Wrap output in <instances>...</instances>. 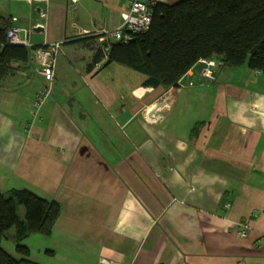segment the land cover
Instances as JSON below:
<instances>
[{
  "label": "crops",
  "instance_id": "crops-1",
  "mask_svg": "<svg viewBox=\"0 0 264 264\" xmlns=\"http://www.w3.org/2000/svg\"><path fill=\"white\" fill-rule=\"evenodd\" d=\"M132 1L0 0L32 56L0 78L1 190L60 202L46 264H264V74L221 65L197 81V65L147 87L95 62ZM54 43L47 84L33 50Z\"/></svg>",
  "mask_w": 264,
  "mask_h": 264
},
{
  "label": "trees",
  "instance_id": "trees-1",
  "mask_svg": "<svg viewBox=\"0 0 264 264\" xmlns=\"http://www.w3.org/2000/svg\"><path fill=\"white\" fill-rule=\"evenodd\" d=\"M151 7L148 31L136 33L128 42H111L107 54L102 49L95 62L103 58L107 65L117 63L140 72L147 87L177 86L204 59L234 68L245 65L264 74V0H181L155 2ZM10 28V21L0 17V78L13 62L31 59L29 46L9 40ZM19 205L24 207V218ZM61 210L60 202L32 190L6 193L0 188V264H36L22 243L33 234L50 236ZM14 227L20 257L2 245L6 232Z\"/></svg>",
  "mask_w": 264,
  "mask_h": 264
},
{
  "label": "built area",
  "instance_id": "built-area-1",
  "mask_svg": "<svg viewBox=\"0 0 264 264\" xmlns=\"http://www.w3.org/2000/svg\"><path fill=\"white\" fill-rule=\"evenodd\" d=\"M154 3L155 2L144 0L132 1L128 5V8L121 13L120 23L114 28L103 30L102 33L107 39V43L103 47L106 54L111 47L112 41L123 40L128 42L133 39V36L136 33H142L149 30L153 18L151 5ZM16 19L17 18H13L11 21ZM25 31L26 35H28L27 30ZM21 32V28L11 26L8 31L9 40L13 43L29 45L28 39H26L27 36L23 38L21 36ZM60 50V43L49 44L33 50V60L37 63V70L44 75L46 81L48 82H52L55 79L57 55ZM202 61H204L206 65L202 71V76L212 80L214 78V68L219 67L221 63L215 59H204ZM101 66L102 64L98 65L99 68ZM50 91V86H46L38 92L35 99L31 102L32 108L38 109L44 103L46 97L50 95ZM241 225L243 226V229L240 230L239 234L245 236L248 225L245 223Z\"/></svg>",
  "mask_w": 264,
  "mask_h": 264
},
{
  "label": "rangeland",
  "instance_id": "rangeland-1",
  "mask_svg": "<svg viewBox=\"0 0 264 264\" xmlns=\"http://www.w3.org/2000/svg\"><path fill=\"white\" fill-rule=\"evenodd\" d=\"M103 30H105V29H103ZM103 30H101V32H100L102 35H103V33H102ZM112 42H115V41H112ZM106 43H107V41L104 43V45L102 47H104ZM217 71H218V68L215 69V72H217ZM131 72H137V71L132 70ZM48 83L51 84V82L47 81V84ZM25 105H27V104L25 103ZM25 105L22 106V104H21V106H20L21 109H20V107H16V108L10 110V112H14V114H17V115L22 116L23 118H26L28 112L24 108ZM29 111H31V110L29 109ZM18 213H19L21 218H24L25 210H24V207L22 205L18 206ZM14 235H15V227L6 232L7 239L3 240L2 245L10 253H12L13 255L18 257L19 254L16 252V243L13 240ZM48 241H49V239L45 235L33 234V235L29 236L28 238H26L22 244L28 245L31 248V256L29 258L30 260H32L36 264H46V263H49L50 261L53 260L52 257L49 254H47V252H45V250H43V245H46L48 243ZM60 256H62V255H60ZM55 260L56 261L58 260V256L56 257ZM60 260H61V257H59L58 262ZM62 262H64V261H62Z\"/></svg>",
  "mask_w": 264,
  "mask_h": 264
},
{
  "label": "water",
  "instance_id": "water-1",
  "mask_svg": "<svg viewBox=\"0 0 264 264\" xmlns=\"http://www.w3.org/2000/svg\"><path fill=\"white\" fill-rule=\"evenodd\" d=\"M205 67V62L201 61L198 64V74H197V81H200L201 79H206L207 81H210V79L202 76V70Z\"/></svg>",
  "mask_w": 264,
  "mask_h": 264
},
{
  "label": "bare ground",
  "instance_id": "bare-ground-1",
  "mask_svg": "<svg viewBox=\"0 0 264 264\" xmlns=\"http://www.w3.org/2000/svg\"><path fill=\"white\" fill-rule=\"evenodd\" d=\"M205 66H206V65H205ZM220 66H221V65H220ZM223 66H224V65H223ZM204 68H205V67H204ZM204 68H203V70H204ZM216 68H217V67H216ZM216 68H214V71H213V72H215V69H216ZM218 68H219V67H218ZM203 70H202V71H203ZM214 77H215V76H214ZM213 79H214V78H213ZM213 79H212V80H213ZM210 80H211V79H210Z\"/></svg>",
  "mask_w": 264,
  "mask_h": 264
}]
</instances>
